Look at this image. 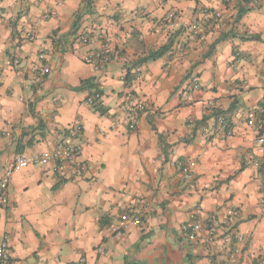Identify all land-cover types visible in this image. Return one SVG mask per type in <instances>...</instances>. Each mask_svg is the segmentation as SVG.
Returning a JSON list of instances; mask_svg holds the SVG:
<instances>
[{
    "label": "crops",
    "instance_id": "0c3cea01",
    "mask_svg": "<svg viewBox=\"0 0 264 264\" xmlns=\"http://www.w3.org/2000/svg\"><path fill=\"white\" fill-rule=\"evenodd\" d=\"M88 3L0 0V178L18 156L61 152L81 127L71 162L11 175L0 208L11 264H257L264 0ZM102 44L111 59L96 71L84 57ZM88 80L101 94L99 110L87 105ZM133 101L143 109L128 115ZM188 120L205 122L194 132ZM128 209L139 226L116 230ZM194 222L202 230L190 240L181 226Z\"/></svg>",
    "mask_w": 264,
    "mask_h": 264
},
{
    "label": "built area",
    "instance_id": "2783aa9c",
    "mask_svg": "<svg viewBox=\"0 0 264 264\" xmlns=\"http://www.w3.org/2000/svg\"><path fill=\"white\" fill-rule=\"evenodd\" d=\"M252 4H258L261 0H248ZM169 19H174V15H169ZM200 30L199 24H194L191 27V32L198 33ZM82 43L86 44L88 43V39L83 38ZM40 58H43V55H40ZM111 59V55L109 54L108 46L106 44H102L100 48L96 51H93L84 57V62L86 64H90L94 70H98L100 67L105 66L109 63ZM17 62H14V65H16ZM188 91H194L198 89V85L196 83H192L190 86H188ZM100 95L95 91H91L90 95L87 99V105L89 107H93L95 105V102H100ZM143 106L138 103L137 101H133L129 104V106L126 108V113L128 115H131L135 113V111L142 110ZM263 117H264V103L261 104L259 107H257L255 113H254V121L256 125L261 126L263 124ZM218 125L225 130L226 128V122L225 119L218 118ZM194 125V122L192 120H188L187 127L192 128ZM130 129H133L134 126L130 125ZM80 132L81 127L79 124L74 125L69 133H68V139L72 140L73 143H66V145L62 148L63 150L61 152H52V153H43L41 155H34V156H26L21 155L15 158V160L11 163V165L4 171L2 177L0 178V208L3 205L4 198L6 195V190L9 184L10 177L13 173H16L18 171H21L22 169L34 165V164H44L50 161L55 162L57 165L61 166L63 163L71 162L76 155L80 152ZM202 133H207L208 129L207 127L201 128ZM256 143L258 144L259 151L264 152L263 147V141L261 137H258L256 139ZM178 167L181 169L182 173L186 176L188 180L191 179V174L188 165L184 161L178 162ZM80 171H84L85 167L80 165L79 166ZM262 194L264 196V183L261 187ZM232 215H235L232 214ZM140 219L139 217L133 213L131 209L125 210L122 214L121 218L118 220V226L117 229L125 228L127 225L131 226H139ZM217 228L218 224L213 223L209 229L208 233L210 236V240H213L217 234ZM202 228L200 224L198 223H186L181 226L182 233L190 240H194L197 238V236L200 234ZM0 264H11L9 254H8V247L5 242H0ZM257 264H264V259H260Z\"/></svg>",
    "mask_w": 264,
    "mask_h": 264
},
{
    "label": "trees",
    "instance_id": "16d2710c",
    "mask_svg": "<svg viewBox=\"0 0 264 264\" xmlns=\"http://www.w3.org/2000/svg\"><path fill=\"white\" fill-rule=\"evenodd\" d=\"M85 1H86V3L89 2V0H85ZM88 4H89V3H88ZM79 17H80L79 14L76 15V18H77V19H79ZM75 23H76V22H75ZM75 23H74V24H75ZM74 28H75V25H74ZM252 38H253V37H250L249 39H252ZM167 51H168V47L166 46V47H164V48H162V49H160V50H158V51H156V52L149 53L148 55H146L145 57H143L141 60H138V61H139L138 63H146V62H149V61L156 60V59L162 57L163 55H165V53H166ZM84 87H86V88H88L89 90H91V89L94 88V85L92 84V81H91V80H88V81H86L85 83L82 84V88H84ZM91 91H93V90H91ZM91 91H90V92H91ZM96 92L101 96L100 92H98V91H96ZM98 106H99V103L95 102V105H94L92 108H93V109L96 108V109L99 110L100 107H98ZM212 115H213L214 118L217 119L219 114H218V113H213ZM204 122H205L204 120L201 121V123H197V122H195L194 125H193V127H192V130L195 132V130L197 129V125H198V124L202 125ZM202 126H203V125H202ZM225 126L227 127V123H226ZM226 129H227V128H225L224 131H226ZM159 139H160V142H161V138H159ZM162 152H163V155H164V158H165V154H166V152H165V146H163V148H162Z\"/></svg>",
    "mask_w": 264,
    "mask_h": 264
}]
</instances>
